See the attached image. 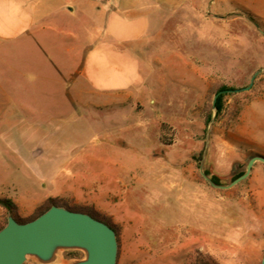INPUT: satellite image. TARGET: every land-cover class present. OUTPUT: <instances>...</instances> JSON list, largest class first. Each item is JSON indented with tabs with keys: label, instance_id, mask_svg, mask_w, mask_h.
<instances>
[{
	"label": "rangeland",
	"instance_id": "rangeland-1",
	"mask_svg": "<svg viewBox=\"0 0 264 264\" xmlns=\"http://www.w3.org/2000/svg\"><path fill=\"white\" fill-rule=\"evenodd\" d=\"M172 41V54L158 53L165 66L150 81L154 96L134 108L88 113L99 118L90 119L99 132L127 127L92 158L95 193L55 199L112 226L117 264H261L264 166L221 190L202 178L195 159L204 151L215 90L245 88L260 70L249 91L226 94L205 166L230 182L252 157L264 156V0H189L175 14ZM36 209L18 207V217ZM7 216L0 207V224ZM83 257L64 251L57 264Z\"/></svg>",
	"mask_w": 264,
	"mask_h": 264
},
{
	"label": "crops",
	"instance_id": "crops-1",
	"mask_svg": "<svg viewBox=\"0 0 264 264\" xmlns=\"http://www.w3.org/2000/svg\"><path fill=\"white\" fill-rule=\"evenodd\" d=\"M188 4L0 0L1 198L31 213L50 198L95 193L92 158L127 127L99 132L88 113L154 96L158 53L172 54L175 14Z\"/></svg>",
	"mask_w": 264,
	"mask_h": 264
},
{
	"label": "water",
	"instance_id": "water-1",
	"mask_svg": "<svg viewBox=\"0 0 264 264\" xmlns=\"http://www.w3.org/2000/svg\"><path fill=\"white\" fill-rule=\"evenodd\" d=\"M262 70L256 72L249 85L242 89L219 91L213 99V111L207 124L205 147L199 164L202 178L216 189L226 190L244 182L256 164L264 165V156L252 157L245 172L227 185H219L205 173V163L210 147L211 126L217 117L216 103L221 95L249 91ZM64 251H79L84 257L69 264H117L118 240L108 224L87 213L72 211L53 205L34 220L20 223L11 214L0 230V264H57ZM261 264H264V252Z\"/></svg>",
	"mask_w": 264,
	"mask_h": 264
},
{
	"label": "trees",
	"instance_id": "trees-1",
	"mask_svg": "<svg viewBox=\"0 0 264 264\" xmlns=\"http://www.w3.org/2000/svg\"><path fill=\"white\" fill-rule=\"evenodd\" d=\"M222 90H230V89H228L225 86H220V87H218L215 90V94H217L219 91H222ZM225 96H226V94L225 95H221L218 98V100H217V103H216V107L218 109L217 117L220 116V114L222 113V111L224 109V98H225ZM210 119H211V117H210V115H208V118H207L206 122H208ZM201 155H202V153H200V155L195 159L198 166H199V162H200V159H201ZM244 172H245L244 170L238 171L237 173H235L232 176L230 182H224V181L221 180V177L219 175L213 173L208 168V164H207V166H205V173L211 178V180L213 182H215L216 184H219V185H227V184L231 183L232 181H234L235 179L240 177ZM53 205L64 206V207H66V208H68V209H70L72 211L87 213V214L91 215L92 217H94V218H96V219H98L100 221H103L104 223L108 224L104 220L99 219L97 216H95L91 212H88L85 209L78 208V207H68L64 203H62L60 200L55 199V198H50L47 201H45V203L43 205H41L38 209H36V211H35V213H34V215L32 217H30L28 219H25V220H21L18 217V206H17V204L14 203L11 199L0 198V207L3 208L6 211V214H11L20 223H25V222L34 220L35 218H37L38 216L43 214L45 211H47ZM6 222H7V218H5L3 223L0 224V230L5 226ZM110 227L112 228V226H110ZM198 263H200V264H210L209 262H206V261H199Z\"/></svg>",
	"mask_w": 264,
	"mask_h": 264
}]
</instances>
